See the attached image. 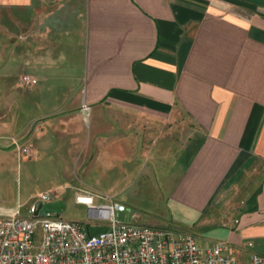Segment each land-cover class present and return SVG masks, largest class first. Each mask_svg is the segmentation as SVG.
<instances>
[{
  "label": "crops",
  "instance_id": "obj_1",
  "mask_svg": "<svg viewBox=\"0 0 264 264\" xmlns=\"http://www.w3.org/2000/svg\"><path fill=\"white\" fill-rule=\"evenodd\" d=\"M0 13V217L34 205L18 203L13 162L26 179L100 173L165 200L200 247L264 257V0H0Z\"/></svg>",
  "mask_w": 264,
  "mask_h": 264
},
{
  "label": "built area",
  "instance_id": "obj_2",
  "mask_svg": "<svg viewBox=\"0 0 264 264\" xmlns=\"http://www.w3.org/2000/svg\"><path fill=\"white\" fill-rule=\"evenodd\" d=\"M21 153L31 155L26 148ZM48 201L42 194L38 203ZM74 203L86 209V222L40 210L33 215L34 205L25 216L0 217V264H264V257L254 254L238 262L220 243L202 248L189 235L120 223L115 217L126 209L107 195L81 192ZM89 227L103 231L89 235Z\"/></svg>",
  "mask_w": 264,
  "mask_h": 264
},
{
  "label": "rangeland",
  "instance_id": "obj_3",
  "mask_svg": "<svg viewBox=\"0 0 264 264\" xmlns=\"http://www.w3.org/2000/svg\"><path fill=\"white\" fill-rule=\"evenodd\" d=\"M1 19L2 13H0V28L2 23ZM17 75L18 72L16 71V73L13 72L6 77H13L17 79ZM15 164L16 163L13 162V173L10 174V177L13 182V192L15 193L17 185L20 188L18 203L24 205L29 198H32L30 202L35 205L37 203L36 199L39 198L40 195L48 194L49 202H43L42 205L52 203L62 204L61 209L57 213L51 214L50 217L52 218L59 216L68 221H77L80 223L86 222V209L83 206L74 203L75 195L80 194L81 192L78 191L82 190L89 193L110 196L114 202L122 204L126 211L118 213L115 217V219L120 223L134 225L135 221L133 216L137 214L142 219V224L146 226L168 230L174 234L181 232V230H177L176 232V229L172 227V223L170 221V219H172V215L168 206L165 204V200L163 201L158 198L151 189H149L147 193H154V196H137L134 198L127 197V193H129L130 190H126V195L123 194L125 191L120 190L121 187L117 186L119 184H115L116 182H114L113 178L109 180L107 179L110 175H107V178L105 177L106 179H98V175L100 174L98 173L96 176L95 174L90 175L88 179H82V177H79L80 175L78 170L74 171L71 178H69L70 180L61 178L60 175L52 180L48 179L49 177H52V175L54 177V173L46 175L42 174L37 180H34L33 177L32 179H26L23 170H18V172H16ZM29 166L31 167V164H29ZM32 167L30 172L33 170ZM101 175L104 176V174ZM130 183L131 182H123V185H128ZM153 184L154 183H152V185ZM13 206H15V203ZM27 209L28 205L20 208L19 216L27 215Z\"/></svg>",
  "mask_w": 264,
  "mask_h": 264
},
{
  "label": "water",
  "instance_id": "obj_4",
  "mask_svg": "<svg viewBox=\"0 0 264 264\" xmlns=\"http://www.w3.org/2000/svg\"><path fill=\"white\" fill-rule=\"evenodd\" d=\"M62 207L61 203H52V204H40L36 203L34 205L33 215H36L37 211L40 210V214L44 213H57ZM103 231V228L89 227L88 234L94 235Z\"/></svg>",
  "mask_w": 264,
  "mask_h": 264
}]
</instances>
